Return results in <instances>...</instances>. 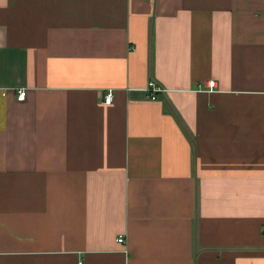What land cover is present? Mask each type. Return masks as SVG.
<instances>
[{
	"label": "crops",
	"instance_id": "0c3cea01",
	"mask_svg": "<svg viewBox=\"0 0 264 264\" xmlns=\"http://www.w3.org/2000/svg\"><path fill=\"white\" fill-rule=\"evenodd\" d=\"M263 230L264 0H0V264H264Z\"/></svg>",
	"mask_w": 264,
	"mask_h": 264
},
{
	"label": "built area",
	"instance_id": "2783aa9c",
	"mask_svg": "<svg viewBox=\"0 0 264 264\" xmlns=\"http://www.w3.org/2000/svg\"><path fill=\"white\" fill-rule=\"evenodd\" d=\"M208 87L213 88L214 87V81L210 80L208 81ZM147 91L149 93V97L151 99H155L159 93H164V88L157 84L155 81L150 80L147 85ZM26 96V89L25 88H19L16 90V99L19 101H22L25 99ZM112 101V93L110 91L107 92V94L104 96V102L109 104ZM264 233V230H263ZM117 241L120 243H125V239L123 235H119L117 238Z\"/></svg>",
	"mask_w": 264,
	"mask_h": 264
}]
</instances>
